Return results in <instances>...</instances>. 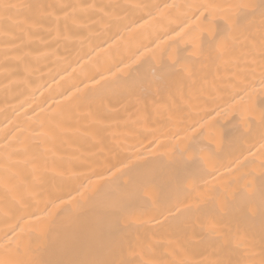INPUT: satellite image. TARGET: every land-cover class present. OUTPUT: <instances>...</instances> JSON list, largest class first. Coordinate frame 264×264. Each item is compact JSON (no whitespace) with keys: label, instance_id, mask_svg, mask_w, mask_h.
<instances>
[{"label":"bare ground","instance_id":"1","mask_svg":"<svg viewBox=\"0 0 264 264\" xmlns=\"http://www.w3.org/2000/svg\"><path fill=\"white\" fill-rule=\"evenodd\" d=\"M0 264H264V0H0Z\"/></svg>","mask_w":264,"mask_h":264}]
</instances>
